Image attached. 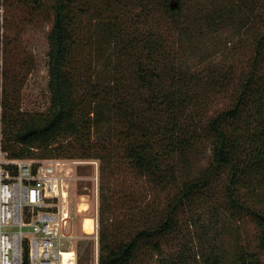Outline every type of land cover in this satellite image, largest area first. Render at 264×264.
Here are the masks:
<instances>
[{"label": "trees", "instance_id": "trees-1", "mask_svg": "<svg viewBox=\"0 0 264 264\" xmlns=\"http://www.w3.org/2000/svg\"><path fill=\"white\" fill-rule=\"evenodd\" d=\"M22 1L51 19L49 104L15 109L0 70V148L102 162L113 153L164 194L153 219L127 216L137 227L102 245L100 264H136L145 248L162 264H185V225L198 221L205 234L220 212L256 226V250L239 247L234 264H264V0ZM83 25L112 45L105 76L92 71L102 53L85 47L91 37L78 39ZM224 261L219 252L203 264Z\"/></svg>", "mask_w": 264, "mask_h": 264}, {"label": "rangeland", "instance_id": "rangeland-1", "mask_svg": "<svg viewBox=\"0 0 264 264\" xmlns=\"http://www.w3.org/2000/svg\"><path fill=\"white\" fill-rule=\"evenodd\" d=\"M199 1L201 6L204 5L202 3L210 2ZM30 6L22 0H0V70L9 74L4 88L15 109L35 113L43 111L49 104L47 52L51 19L41 11L33 15ZM87 20L83 19L84 22ZM83 28L85 31L79 33L78 39L85 41L91 37L90 43L85 47L102 53L101 58L97 61L94 59L92 71H96L100 77L105 76L106 71L110 70V67L105 65V57L110 55L112 45L106 42L99 27L92 25L93 33L84 25ZM222 30L223 33H229V28ZM95 136L96 133L92 135L91 140H94ZM1 138L5 146L19 148L18 145L14 146L4 132ZM54 153L55 149L50 152L38 150L34 154L44 157L32 158L61 160L56 165V173L63 183L66 199L60 206L62 208L63 205L64 209L68 210L62 229L65 233L63 245L75 251V264H100L101 246L125 237L128 231L137 227L138 224L133 222V218L128 220L129 214L134 213L136 217L140 215L143 218L138 223H143L144 218L153 219L155 209L163 205L165 199L161 190L134 171L125 160L114 157L113 153L110 154L109 160L105 157V162H102L101 158L93 157H53ZM207 156L208 150L204 147L197 158L206 162ZM257 200L264 204V191L261 189L257 193ZM138 205L145 207L138 209ZM207 214L209 213L206 212L201 219L205 221ZM85 218H90L88 232L84 229ZM207 226L208 232L203 234L200 222L185 225V264H203L207 255L212 257L214 253L219 252L225 259L224 264H234L239 247H245L248 251L256 250V226L248 215L241 214L238 218L220 212L218 218ZM169 244L172 245V242ZM159 259L153 251L145 248L140 252L136 264H162Z\"/></svg>", "mask_w": 264, "mask_h": 264}, {"label": "built area", "instance_id": "built-area-1", "mask_svg": "<svg viewBox=\"0 0 264 264\" xmlns=\"http://www.w3.org/2000/svg\"><path fill=\"white\" fill-rule=\"evenodd\" d=\"M60 161L11 157L0 148V264H75V251L63 245Z\"/></svg>", "mask_w": 264, "mask_h": 264}, {"label": "bare ground", "instance_id": "bare-ground-1", "mask_svg": "<svg viewBox=\"0 0 264 264\" xmlns=\"http://www.w3.org/2000/svg\"><path fill=\"white\" fill-rule=\"evenodd\" d=\"M84 224H85V227H84L85 231H87V232L90 231V218H85ZM91 226H93V225H91ZM91 231H92V229H91Z\"/></svg>", "mask_w": 264, "mask_h": 264}]
</instances>
